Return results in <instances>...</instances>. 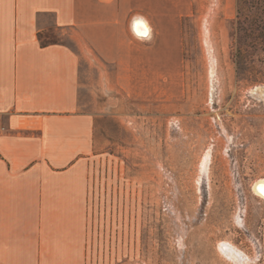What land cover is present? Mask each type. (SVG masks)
Instances as JSON below:
<instances>
[{
	"label": "rangeland",
	"instance_id": "374dc122",
	"mask_svg": "<svg viewBox=\"0 0 264 264\" xmlns=\"http://www.w3.org/2000/svg\"><path fill=\"white\" fill-rule=\"evenodd\" d=\"M209 5L183 26L174 86L155 79L145 98L107 87L112 67L81 46L85 108L97 113L88 264H264L255 188L264 180V95L250 94L264 70L257 58L236 69V0ZM64 35L50 29L44 41L77 49Z\"/></svg>",
	"mask_w": 264,
	"mask_h": 264
},
{
	"label": "crops",
	"instance_id": "0c3cea01",
	"mask_svg": "<svg viewBox=\"0 0 264 264\" xmlns=\"http://www.w3.org/2000/svg\"><path fill=\"white\" fill-rule=\"evenodd\" d=\"M217 1L0 0V264H88L97 113L81 46L112 67L107 87L145 98L155 79L174 86L186 20ZM58 28L77 49L44 41Z\"/></svg>",
	"mask_w": 264,
	"mask_h": 264
},
{
	"label": "trees",
	"instance_id": "16d2710c",
	"mask_svg": "<svg viewBox=\"0 0 264 264\" xmlns=\"http://www.w3.org/2000/svg\"><path fill=\"white\" fill-rule=\"evenodd\" d=\"M232 23L236 69L253 68L257 58L264 70V0H236Z\"/></svg>",
	"mask_w": 264,
	"mask_h": 264
},
{
	"label": "water",
	"instance_id": "95a60500",
	"mask_svg": "<svg viewBox=\"0 0 264 264\" xmlns=\"http://www.w3.org/2000/svg\"><path fill=\"white\" fill-rule=\"evenodd\" d=\"M131 29H132L133 33L136 36H138L139 38H148L150 35L147 25L139 19L134 20V22L131 25ZM257 93H261L262 95H264V85L263 84L254 86L250 91V94H252V95H255ZM259 195L264 198V195H262L260 193H259Z\"/></svg>",
	"mask_w": 264,
	"mask_h": 264
},
{
	"label": "bare ground",
	"instance_id": "6f19581e",
	"mask_svg": "<svg viewBox=\"0 0 264 264\" xmlns=\"http://www.w3.org/2000/svg\"><path fill=\"white\" fill-rule=\"evenodd\" d=\"M207 155V154H206ZM203 162H204V160H203ZM255 188H256V190L260 193V194H262V195H264V180H260V181H258V182H256L255 183ZM227 244V243H226ZM226 244H222L223 246L222 247H224L225 249H227L228 247H227V245ZM230 247V246H229ZM231 249H232V247H230ZM235 249H236V247H235ZM237 251H239L238 249H237ZM234 252L235 251H233V250H231V255L232 254H234ZM236 253V252H235ZM232 258H235V257H232ZM240 260V259H239ZM244 260V259H243ZM246 260V262L248 263L249 261H248V259H245ZM245 260H244V262H245Z\"/></svg>",
	"mask_w": 264,
	"mask_h": 264
},
{
	"label": "built area",
	"instance_id": "2783aa9c",
	"mask_svg": "<svg viewBox=\"0 0 264 264\" xmlns=\"http://www.w3.org/2000/svg\"><path fill=\"white\" fill-rule=\"evenodd\" d=\"M4 130V127L0 125V131H3Z\"/></svg>",
	"mask_w": 264,
	"mask_h": 264
}]
</instances>
